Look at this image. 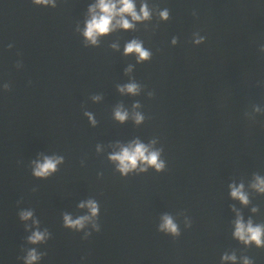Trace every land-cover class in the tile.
Wrapping results in <instances>:
<instances>
[{"label": "water", "instance_id": "water-1", "mask_svg": "<svg viewBox=\"0 0 264 264\" xmlns=\"http://www.w3.org/2000/svg\"><path fill=\"white\" fill-rule=\"evenodd\" d=\"M93 2L0 0V82L11 84L0 91V264H23L33 247L43 254L39 264H221L226 252L264 264V248L232 237V206L264 223V196L249 189L245 207L228 187L248 189L255 174L264 176V3L149 0L169 10L166 22L154 14L86 46L76 28ZM197 36L205 42L194 44ZM132 39L143 41L151 60L124 54ZM131 82L139 94L118 91ZM118 106L129 113L124 123L114 119ZM136 139L162 149L163 171H117L108 159L113 146ZM43 156L63 157L47 179L32 174ZM88 200L99 205L100 231L91 223L65 228L64 214L88 215L79 207ZM23 210L51 234L45 243H28L35 228L26 229L32 220H20ZM164 215L179 237L160 230Z\"/></svg>", "mask_w": 264, "mask_h": 264}, {"label": "clouds", "instance_id": "clouds-1", "mask_svg": "<svg viewBox=\"0 0 264 264\" xmlns=\"http://www.w3.org/2000/svg\"><path fill=\"white\" fill-rule=\"evenodd\" d=\"M264 3V0H260ZM33 3L38 7H55V0H33ZM139 5V7H138ZM158 15L161 21H167L170 18V13L167 8L155 9L150 6L149 0H94L88 6L87 16L84 20V27L80 29L77 26L76 30L81 32L85 40V45L97 46L101 37L111 34L116 30L130 31L134 30L138 23H144L151 21L153 15ZM196 15V12H193ZM206 37L197 36L194 38L193 43L200 45L204 43ZM177 38H173L171 43L177 44ZM13 45L9 44L7 47L11 48ZM114 49L119 48L117 44H113ZM261 51L264 52V45L261 46ZM124 54H135L137 62L149 61L152 58V52L146 49L143 45V41L138 39H132L125 44ZM126 73L132 71V66H129L125 70ZM118 91L121 94L137 95L140 92V85L135 82H131L124 85H118ZM11 90V84L9 82H0V91L7 92ZM151 96L152 93H149ZM101 96H93V101L101 100ZM139 103L133 105V109L139 108ZM256 111H260L259 108ZM85 116L88 117L90 123L95 126L97 121L90 112H85ZM114 119L124 123L129 118L128 111L124 110L122 106H118L114 109ZM137 125L143 123L144 116L134 111L132 114ZM155 141L150 144H144L139 139L133 140L128 144L114 145V151L109 154L108 159L115 163L117 171L123 176H127L133 172H146L149 167L154 168L157 172L163 171L166 167L165 161L162 160V149H155L153 145ZM98 151L99 146H98ZM63 162V157L59 156H43L42 159L33 161L32 174L36 178L47 179L57 171L58 165ZM229 196L235 201L245 207L251 203L249 189L255 192L257 195L264 196V176L255 174L246 189L245 184L240 182L239 184L233 182L229 184ZM80 208H87L89 210L88 215L80 216L73 219L69 214H64L63 222L64 227L81 231L85 229L86 225L91 223L92 227L99 232L100 226L96 223V217L99 214V205L95 200H88L81 202ZM232 210L236 213V218L233 221L232 237L239 243L243 244L246 248L255 246L256 248H264V223H256L251 217L245 220L242 213L233 205ZM259 209L252 207L251 212L257 213ZM21 221L27 222L32 220V225H26V229L34 227L35 230L31 231L28 235L27 241L29 244L37 245L45 243L50 239L51 234L47 229L41 231L39 228V221L34 218L32 210H23L19 213ZM186 227H191V221L186 220ZM160 230L173 237H179L181 235L179 226L174 222L173 217L170 215H164L162 217V223L159 226ZM91 233H85V238L90 236ZM41 253H39L35 247L29 248L26 251V255L22 257L23 264H39L42 259ZM221 264H255L254 260L247 255H242L239 258L235 252L224 253L220 257Z\"/></svg>", "mask_w": 264, "mask_h": 264}]
</instances>
